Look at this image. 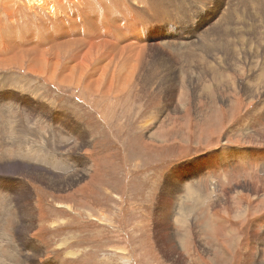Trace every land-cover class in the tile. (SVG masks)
I'll use <instances>...</instances> for the list:
<instances>
[{"label": "rangeland", "instance_id": "obj_1", "mask_svg": "<svg viewBox=\"0 0 264 264\" xmlns=\"http://www.w3.org/2000/svg\"><path fill=\"white\" fill-rule=\"evenodd\" d=\"M212 1L86 0V6L102 16L108 15L109 7L121 19L130 18L131 27L139 23L142 36H153L152 43H160L166 23L176 39L195 40L198 25L212 17ZM233 1L234 9L242 12L239 17L248 23L254 22L258 11L264 14V0ZM2 7L0 45L7 39L4 36L32 28L24 16L27 13L17 10L13 18L18 20L17 30L13 31L1 15ZM31 18L38 21L36 16ZM232 27L233 23L229 34L221 27L193 45L177 44L174 53L142 49L127 89L119 97L115 92L109 96L102 91L84 93L77 85L79 68L87 71L94 62H101L112 69L118 61L116 49L111 54V44L97 40H89L86 57L82 54L78 68L68 71L72 80L68 84H60L58 77L70 52L57 56L58 65L51 57L53 63L36 69L43 71L40 74L28 70L26 57L22 65L21 59L0 65V264H175L164 252L173 243L170 227L176 230V225H167L162 218L166 212V222L171 223L174 203L168 201L169 208H162L161 193L168 174L200 158H210L216 171L215 188L223 196L208 212L202 203L183 200L185 213H191L186 216L190 231L179 230L178 239L186 245L184 253L189 247L194 256H187L188 264H248L252 258L259 260L261 253L264 256V246H253L255 236L253 232L248 235L257 214L238 227L243 239L237 246L229 243L234 236L225 245L208 226L209 217L224 218L229 230L230 205L243 215L249 208L264 213V78L257 76L264 75V52L260 53L264 51V23L244 33L262 45L258 52L248 43L242 42L247 48L240 45V35ZM133 41L129 42L138 43ZM47 51L52 52V47ZM221 56L223 64L217 61V66L215 59ZM223 74L221 83L218 76ZM171 92L173 103L180 106L177 110L165 102ZM227 150L237 151L240 159H229L224 165L215 158L214 154ZM202 212L208 213V219L200 221ZM231 228L236 230L234 225ZM207 240L210 246H205Z\"/></svg>", "mask_w": 264, "mask_h": 264}, {"label": "bare ground", "instance_id": "obj_2", "mask_svg": "<svg viewBox=\"0 0 264 264\" xmlns=\"http://www.w3.org/2000/svg\"><path fill=\"white\" fill-rule=\"evenodd\" d=\"M13 2H15L16 4L17 3H20V4H19V6L18 5L15 6ZM213 3H215V8L213 10H211L212 11V17L209 20H204L203 23L198 25L197 38L195 40L191 39L189 41H182V40L176 39L172 35V33H174V32L169 27L170 23H166L167 24L166 25L167 32H166V34H164L161 37L160 43H152L154 41L153 36L149 39H147L145 37V35L142 36L143 34H141L140 28L138 29L136 26L139 23L135 22V24H133L131 27L130 23L132 21L130 20V18L129 19H121L118 15H116L115 13H112V10L109 7L107 8L108 15L106 14L105 16H102V13H98L95 10V8L90 7L89 4H88L89 6H86V0H21V1L20 0L19 1L18 0L3 1L2 0V3H0V4H3L4 7H2L1 15L5 18L6 23L10 24L13 31L17 30L16 24L18 22H16V21H18V20L13 19V18H16L15 15H18V14H16L17 10H20V12L22 14H25V12L27 13L24 16H27L29 18V20H30L29 22L32 23V25H31L32 28H30L31 29L30 31L27 30V31L22 32V33H17V34L10 35V36H4L7 39L3 40V43L0 46H2L5 49L7 47V49L3 50L0 48V65L6 64L8 59L24 60L22 62H19V64L22 65V63L25 62V57H26L27 61L29 62L28 70L30 72L40 74V72H43V71L36 70V69L40 68L42 65L47 66V65H50L51 63H53V60L50 59L51 57L56 59V61L53 64H57V63H59L57 60L59 59L60 56L70 52V54L68 55V60L65 63L63 70L58 77V81L60 84H68L72 81L68 76L69 75L68 71L70 70L71 67L78 68L77 67L78 66V60L80 58H82V56L84 55L83 53L87 52L86 51V45H88L90 47V41L89 40H91V39L97 40L96 42H98V43L102 42V44H111V46H110L111 49L109 52H111V54H112L114 52L116 53V51H117L118 61L114 62L115 64L113 65L114 67L112 66L113 67L112 69H110V68L106 69L104 67V65L103 66L101 65V62L100 63L94 62L95 63L94 66L92 68L90 67L89 70H87V71H85L86 69L84 70V68H82V67L79 68L80 69L79 73H80L81 77L79 78V80L76 79L78 81L77 85H79L82 88V91L84 93H86V92L87 93H94V92L102 91L103 96H109L110 93L115 92L117 97H119V94L125 92L127 89L126 83H129L128 79L130 77V74H132L134 69H135V65L137 64V60L139 57V52L142 49L147 48V47L149 49L155 48L157 50H162V51H167V52H169V50H170L171 52L174 53V51H176L178 49L179 45H177V44H180V46L193 45V44H195V41L197 39H199V37L201 38L204 34L208 35V34L212 33L214 30H216V28L218 30L222 27V29H224L229 34V31H231V29L229 28V25L231 23H233L234 27H232V30L236 31V32H233V31L232 32L238 33L240 35V36H238L239 42H241L240 45L243 44L242 42H245V44L248 43L249 46L256 48V50L258 52L259 49H261L260 47L262 45H256V44H259V43H256L257 40L255 39L256 40V42H255L256 44H255L253 42V38H250L249 37L250 35L248 36L249 38H247L244 35V33L245 32L249 33L253 27L260 25V24H263L264 23V14H262L258 11L257 13H259V14L256 16V18L254 17L255 18L254 22L248 23L241 18L242 12L240 13L238 11V9H236V8L234 9L236 4L234 3L233 0H213L209 4H213ZM240 7H241V5H240ZM256 8H259V7H256ZM121 13H123L122 16L126 15V12L121 11L120 14ZM239 14L241 15V17H239ZM34 16L37 17V20L41 23V25H39L38 21L32 20L31 17H34ZM23 22H26V21L23 20ZM22 24H24V23H22ZM24 25H21V26H24ZM127 25H129L131 30L128 31ZM21 26H19V27L22 28ZM200 27L203 30V31H201V33L198 32ZM137 29L139 31H137ZM218 31H220V30H218ZM257 31H258V29H257ZM260 33H261V31H260ZM224 35L227 36L226 33H224ZM262 35H264V34H262ZM219 38H220V36H219ZM259 38H261V36ZM201 39H203V38H201ZM133 40H136L138 43L136 42L137 44H134ZM129 41H133V42H129ZM211 41H213V40H211ZM0 42H2V41H0ZM219 42L221 43V41H219ZM140 43L141 44L147 43L148 45L147 46L141 45ZM245 44H243V45H245ZM260 44H262V43H260ZM92 45L94 46V44H92ZM246 45H245V47H246ZM199 46L200 45L198 44V47ZM48 47H52V52L48 53V51H47ZM237 47L238 46L234 47V50L235 49L238 50ZM219 48H221V47H219ZM115 49H116V51H114ZM250 49H251V47H250ZM250 49H248V52ZM102 50H104V49H102ZM107 50H108V47H107ZM111 50H113V51H111ZM222 50L225 53L227 51V49H225L224 45H223ZM243 51H241V52H243ZM262 52H264V51H261L260 53H262ZM150 53H151V51H150ZM177 53H179V52H177ZM166 54H168V53H166ZM169 54H170V56H173L172 53H169ZM242 54L239 56H242ZM244 54H246V53H244ZM105 55H106V53L103 56H105ZM57 56H59V57H57ZM106 56H108V55H106ZM219 56H220V54H219ZM223 56H221V58L215 59L216 65H217V61H219L223 64V59H222ZM110 58H111V55L108 58V62H109ZM165 58H167V57H165ZM258 59H260V57ZM261 59L263 60L262 63L264 64V55ZM89 60H90V58H89ZM102 60H104V59L100 57V61H102ZM111 60H110V62H111ZM170 60H171V58H170ZM179 60H181V59H179ZM254 60H256V59H254ZM103 62H105V60ZM147 62H148V60H147ZM9 63H12V62H9ZM247 63H250V62H247ZM15 64H17V63H15ZM106 64H108V63H106ZM57 65H55V66H57ZM250 65H252V64H250ZM257 65H258V63H257ZM219 66H221V64ZM106 67H108V65H106ZM253 67H255V66H253ZM259 68H258V71L259 70L261 71V69H259ZM109 69L111 70V74L107 77L106 75L108 74ZM262 69H264V68H262ZM70 71L72 73V68ZM173 72H176V71H173ZM253 72H256V71L254 70ZM71 75H74V74H71ZM257 76L259 78H264L263 77L264 75L262 76L261 74H258ZM224 77H226L224 74H223V77L218 76V78L221 79V81H220L221 83L224 80ZM103 78L105 79V81L102 80ZM74 79H75V77H74ZM200 80H202V79H200ZM226 80H227V78H226ZM251 80L253 81V79H251ZM205 81H203V82L205 83ZM208 82H210V81H208ZM205 86H207V85H205ZM221 86L222 85H220V87ZM177 87H180V86H177ZM220 87H217V88L219 89ZM173 91H175V90L173 89ZM202 91H205V90H202ZM174 96H175L174 92L169 93L166 96L165 102L177 110L180 108V106L179 107L175 106ZM0 105H2V104H0ZM5 106H6V104H5ZM5 106L3 105V107H5ZM258 111H261V110H258ZM252 119H251V121H254ZM254 119H256V118H254ZM260 119H261V117H259V120ZM263 120H264V118H263ZM259 124H260V122H259ZM261 124H264V123H261ZM251 126H252V124H251ZM254 128H256V127L254 126ZM256 132H258V131H256ZM214 156H215V158L218 157L219 160H221V162H223L224 165L227 164L225 161H228L229 159H231V160L233 158L240 159L239 158L240 156H237V151H235V150L223 151L220 154H216V155L214 154ZM209 159L210 158H203V159L200 158V159L195 160L191 164L185 163L182 166L178 167L175 172L168 174L167 182H166V184H164L165 186H164L162 193H161V202H162L161 206H162V208H169L168 207V201H171V202L173 201V203H174V207L172 208V205L170 207L173 209V212H170V213L175 214L172 218H170L171 223L169 224V221L166 222V218L168 217L166 212L165 213L163 212L164 214H162V218H163V221L165 223H167V225H171V226L176 225L175 226L176 230L174 227H170L171 232H173V238H172L173 243H171V246H168V245H166L167 243L166 244L164 243L165 246H168V247H166L167 248L166 252L163 251L164 253H166L164 256L167 258H172V260L174 261L175 264H188L187 256L188 257L191 256L194 259V256L192 255L189 247L186 249V251L184 253V249H185L184 247H186V245L183 241L178 239L179 238L178 236H180V232H178L179 230L184 231L185 229H188V231H190V228L188 226L189 224L187 223V217H186L187 215H189L190 212H186L187 214L185 213V211H184L185 210V205H184L185 201H183V200H186V201L193 200V203H195L196 201L198 203H202L203 208H205L208 212V208L210 206H215L217 203V200L223 196V192H221V191L217 192V190L215 188L216 184H217L214 180V178L216 177V171L213 170L211 165L209 164L210 163ZM192 169H196L195 174L191 173ZM88 172H89V168L86 169V173H88ZM238 172L239 171H237V174H239ZM82 174L83 175L85 174L84 171H82ZM46 179H47V177H46ZM42 180H43V178H42ZM232 184L234 185L235 183H232ZM232 184H231V186H233ZM179 192H182V193H179ZM211 198H215V199L211 200ZM70 208L72 209L73 206L72 207L70 206ZM237 209H239V208H237ZM165 210H163V211H165ZM203 212H204V210H203ZM88 213H90L91 216L94 218V215L92 214L91 211H88ZM207 214L203 213V215H201V217H200V219H201L200 221H202V219L204 220V218H207L208 217ZM190 215H191V213H190ZM211 216H212V212H211ZM95 219H97V218L95 217ZM209 221L212 222L211 226H212V229L214 228V230H216L217 228L218 229L222 228V226H223L222 224L218 223L217 220H214L213 218L210 219ZM206 224H207V222H206ZM140 225L143 226L142 223ZM193 225H194L195 230H196L197 228H196L194 223H193ZM154 226H155V224H154ZM186 233H187V231H186ZM253 236H255V240H253V246H264V225L257 223L253 229ZM179 251L183 252L184 254L179 253ZM254 251L255 250H252L251 252H254ZM255 253H257V255H258V252L255 251ZM258 257H259V260H254V258H252L251 260H249L248 264H264V256L262 255V253H261V255H258ZM193 259H191V261H193Z\"/></svg>", "mask_w": 264, "mask_h": 264}, {"label": "crops", "instance_id": "obj_3", "mask_svg": "<svg viewBox=\"0 0 264 264\" xmlns=\"http://www.w3.org/2000/svg\"><path fill=\"white\" fill-rule=\"evenodd\" d=\"M239 204H243L242 202L240 201H237ZM247 204V203H246ZM230 213L232 214V219H231V225H230V222H229V230L226 231V219L224 218H217V219H214V220H217L220 224H222V228H217L216 229V235H219L220 238H223L225 240V245H227L228 243V238H231L232 236H234V240L233 242H229L230 243V246H237L238 244H240L242 242V239H243V234L238 233L237 232V229L238 227H240V225L243 227L244 224L247 223L248 221V217H250V215H255L257 214L258 216L256 218H254V221H252V224L250 226V230H249V233L248 235H251L252 232H253V229H254V225L255 224H262L264 225V213H260V211H258L257 209H253V208H249L248 211L243 215V214H239L235 211V209L230 205ZM236 208H239V210L241 209L240 206H235ZM256 208H259V204L258 206H255ZM211 218H209L210 220ZM259 219V220H258ZM257 220V221H256ZM232 225H234L236 227V230L232 229ZM208 226L211 227V224H210V221L208 222ZM241 228V227H240ZM245 235H247L245 233ZM211 245V242L210 241H206V244L205 246H210ZM218 251V250H217ZM243 262H244V259H243Z\"/></svg>", "mask_w": 264, "mask_h": 264}]
</instances>
